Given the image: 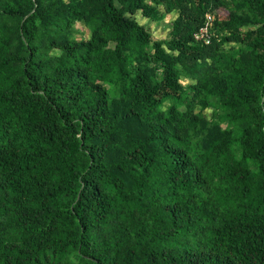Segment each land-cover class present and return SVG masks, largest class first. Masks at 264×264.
<instances>
[{"label":"trees","instance_id":"1","mask_svg":"<svg viewBox=\"0 0 264 264\" xmlns=\"http://www.w3.org/2000/svg\"><path fill=\"white\" fill-rule=\"evenodd\" d=\"M0 264H264V0H0Z\"/></svg>","mask_w":264,"mask_h":264},{"label":"rangeland","instance_id":"2","mask_svg":"<svg viewBox=\"0 0 264 264\" xmlns=\"http://www.w3.org/2000/svg\"><path fill=\"white\" fill-rule=\"evenodd\" d=\"M174 17H175L174 13H171L168 14L164 20L157 22V21H151L149 19H145L141 13L137 14L138 20L148 25L149 29L153 33L154 38H166L168 36L169 31L171 30V23Z\"/></svg>","mask_w":264,"mask_h":264},{"label":"built area","instance_id":"3","mask_svg":"<svg viewBox=\"0 0 264 264\" xmlns=\"http://www.w3.org/2000/svg\"><path fill=\"white\" fill-rule=\"evenodd\" d=\"M213 21L214 16L212 14H208L205 24L195 34V38L198 40H203L206 43H210L212 38Z\"/></svg>","mask_w":264,"mask_h":264}]
</instances>
